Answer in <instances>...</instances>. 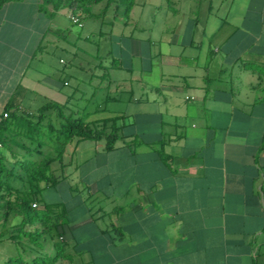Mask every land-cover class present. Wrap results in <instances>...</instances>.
Returning a JSON list of instances; mask_svg holds the SVG:
<instances>
[{"label":"crops","instance_id":"obj_1","mask_svg":"<svg viewBox=\"0 0 264 264\" xmlns=\"http://www.w3.org/2000/svg\"><path fill=\"white\" fill-rule=\"evenodd\" d=\"M41 3L0 7V114L8 104L25 108L26 99L30 106L40 99L39 108L82 97L80 84L71 85L76 76L47 55L48 44L65 50L56 44L70 34L63 18L80 28L85 19L74 22L65 8H48V14ZM211 5L202 18L197 13L172 25L176 37L166 43L182 51L167 54L164 66L173 68L163 67L157 85L148 81L149 51L141 67L124 66L112 55L90 72L92 93L81 103L102 110L91 111L89 120L115 119L125 140L109 150L104 142L90 140L82 148L88 139L73 140L65 152V178L41 194L53 201L63 187L82 204L66 182L75 179L95 191L125 185L127 203L115 208L120 231L109 238L107 230L92 225L94 217L74 220L83 206L71 211L61 201L67 239L80 252L76 264L91 252L95 264H264V83L257 69L264 66V0H230L229 21L223 2L217 3L221 15L211 13ZM104 21L116 24L119 33L129 23L113 14ZM109 100L126 102L131 111L107 110ZM131 138L141 143L130 146Z\"/></svg>","mask_w":264,"mask_h":264},{"label":"trees","instance_id":"obj_2","mask_svg":"<svg viewBox=\"0 0 264 264\" xmlns=\"http://www.w3.org/2000/svg\"><path fill=\"white\" fill-rule=\"evenodd\" d=\"M11 1L21 0H0V7ZM41 1L44 12L65 8L78 21H104L111 12L115 18H127L135 4V0ZM82 97L63 105L46 103L37 113L8 104L0 114V235L7 234L17 247L16 256L5 264L77 263L80 252L67 239L64 206L43 203L41 193L65 178L64 154L73 140L104 142L106 150L125 140L115 119L89 120L91 111L102 109L82 105ZM126 142L141 143L137 138ZM58 162L60 166H53ZM13 219L18 221L11 225Z\"/></svg>","mask_w":264,"mask_h":264},{"label":"rangeland","instance_id":"obj_3","mask_svg":"<svg viewBox=\"0 0 264 264\" xmlns=\"http://www.w3.org/2000/svg\"><path fill=\"white\" fill-rule=\"evenodd\" d=\"M218 1L225 4L223 17L229 21V17L234 13H232L233 6H230V0H135L134 8L128 15L129 19L124 15L117 17V20H128L129 22L126 31L123 27L120 30V33L118 31V26L116 24H112L111 22L103 23V21L89 18L83 21V27L80 28L75 24H71L69 19L63 18L61 24L70 29V34L65 33L64 36L60 37L56 41V44H63L65 50L50 49L51 46L47 43L49 45L50 53L47 56L50 57V59L53 58V63L56 65V67L59 69H64V72L71 73V75L73 73V75L76 76L75 78H72L71 85L76 86L78 85L77 83H79V87L84 97L87 98L92 93V88L89 84L90 72L97 68V63L100 66H105L108 64L109 60L112 58V55L121 59L124 66H132L136 68L142 66V61L140 58L146 51H149L152 54L150 63L152 64L153 72L152 74L148 75V81L152 84H155L160 80L159 75L163 67L173 68L171 63H167L164 66L165 59L169 60L167 54L179 53L182 51V48L173 42L170 44L166 43L168 39L170 41H174L176 37V34L172 32V30H177L175 27H172V25L177 23L179 19L187 22L188 19H191L189 16H195L197 13H199L198 15L200 18H202L204 13L209 11V4H212L211 13H217V11H219V6L217 5ZM222 13L223 12L219 11L220 15ZM110 14H112V12ZM109 18L110 16L108 15L106 19ZM77 34H80V38H78ZM128 35H130L131 38L137 39V41L127 40V38H129ZM146 39L151 43L149 46L144 43ZM179 40L181 41V37L178 39V41ZM144 48H146V50H144ZM157 53H159V55H157ZM59 59L65 61L66 64L64 65L60 63ZM145 59L149 62V58ZM79 67H83V69L86 71L79 73L76 71V69ZM257 69L259 73L262 74L264 83V66H258ZM142 76L145 77V74H142L141 77ZM79 78L81 79L79 80ZM68 88H71V86ZM106 94L109 95L108 91ZM126 95H123V97ZM27 100L29 99L25 100L24 109L31 113H37L39 105H37V101L40 102V99L35 100L36 104L33 105L36 106L28 105ZM31 101H33L32 98ZM105 103L107 110L114 109L116 111L127 112L128 109V111H131V108L127 106L128 104L126 102H121V100H109ZM88 104L90 107H93L90 103ZM102 115L103 114H99L100 117ZM99 116L96 115L95 117L98 118ZM126 131L127 129L124 128L121 130V133H125ZM91 142L92 141L90 140L83 141L81 147L84 148L86 144H93ZM68 159L69 158L67 157V154H65V164L67 163ZM66 165L68 166V164ZM53 166H60V163H53ZM66 182L70 184L69 187L72 188V194H76V196L82 200V204L76 203L74 201V197L66 195L64 193L65 189H63V187H61L59 191L60 194H57L60 198L51 201L44 198V196L41 194L40 198L42 202L52 204L65 201L66 207L68 209L77 212L80 211V207L83 206V211L80 213V215H77L74 218L75 221L83 218L91 219L94 217L96 220L93 222L92 218L91 221L92 225H94L96 229L101 231L107 230L108 232L105 234H108V237L112 236L113 238H116L120 229H117L114 226H118V221L117 219L115 220L116 214H114V212L118 204L123 205L127 203L125 185L113 186L111 187V190L101 188L95 191L91 185L84 181L69 179ZM130 189L131 188L128 190ZM61 205H63V203H61ZM38 206L40 205L37 203V207ZM72 215L73 214H70L69 217H72ZM17 221V219H13L10 224L13 225ZM11 225L7 227H11ZM102 235L104 236V233H102ZM93 237L89 238V236H87V240L94 241ZM98 239L101 240L102 236L99 235ZM88 243L90 244V242ZM91 253L94 256V253ZM16 254L17 247L15 243L8 238L7 234L0 235V264H5L9 258L15 257ZM93 256L91 257L89 253L87 255L85 253V256H83L81 259L84 264L98 263V261H96ZM77 261L80 263L79 257H77Z\"/></svg>","mask_w":264,"mask_h":264},{"label":"built area","instance_id":"obj_4","mask_svg":"<svg viewBox=\"0 0 264 264\" xmlns=\"http://www.w3.org/2000/svg\"><path fill=\"white\" fill-rule=\"evenodd\" d=\"M72 20L74 21V22H78V18H76V17H72ZM5 116H6V114H4ZM33 206H37V203L36 202H34L33 204H32Z\"/></svg>","mask_w":264,"mask_h":264},{"label":"clouds","instance_id":"obj_5","mask_svg":"<svg viewBox=\"0 0 264 264\" xmlns=\"http://www.w3.org/2000/svg\"><path fill=\"white\" fill-rule=\"evenodd\" d=\"M71 17H73V15H70ZM75 17V16H74ZM79 20V19H78ZM79 22V21H78Z\"/></svg>","mask_w":264,"mask_h":264}]
</instances>
